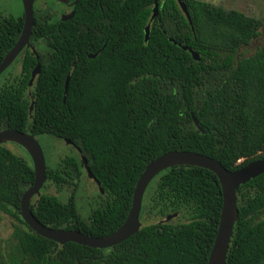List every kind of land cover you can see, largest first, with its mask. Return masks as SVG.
<instances>
[{
  "label": "trees",
  "instance_id": "trees-1",
  "mask_svg": "<svg viewBox=\"0 0 264 264\" xmlns=\"http://www.w3.org/2000/svg\"><path fill=\"white\" fill-rule=\"evenodd\" d=\"M182 1L191 24L176 0H160L152 21L155 0H79L66 21L52 7L34 5L30 42L40 72L29 87L37 60L25 49L20 72L0 84V131L56 137L77 151L47 167L46 182L58 194L70 188L67 199L43 192L31 201L43 225L91 237L113 233L146 165L170 151L202 154L229 171L264 157V45L239 54L258 37L262 20ZM22 28L23 16L0 14V63ZM25 154L0 144V221L11 220L9 235L0 238V264H208L222 209L220 183L209 170L176 166L159 173L143 196L140 230L98 249L57 244L24 223L20 201L34 181ZM81 156L103 190L97 187L85 216L76 204L87 176ZM236 197L226 264H264V173Z\"/></svg>",
  "mask_w": 264,
  "mask_h": 264
},
{
  "label": "water",
  "instance_id": "water-1",
  "mask_svg": "<svg viewBox=\"0 0 264 264\" xmlns=\"http://www.w3.org/2000/svg\"><path fill=\"white\" fill-rule=\"evenodd\" d=\"M35 1L36 0H21L23 6V28L16 43L4 56L0 63L1 75L17 59L25 47L31 48L32 52L35 54L37 65L31 72V78L28 83L29 87L32 86L34 79L40 72L39 55L35 47L30 42L34 26ZM55 1L66 4L70 0ZM159 1L160 0H155L151 21L158 16ZM176 1L188 19L189 24H191L186 5L182 0ZM71 17L72 14L63 16L61 17V20L70 19ZM144 31L145 42H147L150 34L149 24L145 27ZM170 41L177 45V43L172 39H170ZM178 46L183 50L188 51L195 61L200 60L199 55L190 47L181 45ZM89 57L94 58L95 55H90ZM68 82L69 75L65 81V94L67 92ZM63 101H65V97ZM32 108L33 103L30 106V111H32ZM191 117L197 129L204 134L206 131L199 126V123L193 115H191ZM7 143H13L23 148L29 155L34 170L33 184L23 193L20 201V216L22 220L37 235L60 245L71 242L90 248L107 249L124 242L140 230L142 225L140 221V213L142 209L143 196L150 182L159 173L176 166H194L209 170L217 177L220 183L222 190V209L216 238L209 255L208 264H226V257L231 236L234 225L238 219L236 191L241 185L264 173V157L253 160L235 171H229L225 169L219 161L196 152L176 150L167 152L149 162L144 168L142 174L139 176L133 191L131 208L124 223L116 231L107 236L91 237L76 230H63L47 227L35 218L30 209V204L34 198L40 197L41 190L47 181V164L43 148L35 137L15 130L0 131V144L4 145ZM65 143L71 145L69 141H65ZM78 152L80 153L79 150ZM81 160L88 179H91L98 187L99 192L103 194V190L100 187L99 182L91 173L87 161L83 156H81ZM174 217H176V214L169 215L164 219V221L168 222Z\"/></svg>",
  "mask_w": 264,
  "mask_h": 264
},
{
  "label": "rangeland",
  "instance_id": "rangeland-1",
  "mask_svg": "<svg viewBox=\"0 0 264 264\" xmlns=\"http://www.w3.org/2000/svg\"><path fill=\"white\" fill-rule=\"evenodd\" d=\"M210 2L214 5L221 6L224 9H235L242 12L246 16L254 17L262 20L263 25L259 30V35L255 38L249 46L242 48L239 54L248 55L254 52L258 47L264 45V0H201ZM36 7H52L57 13L60 14L62 5L55 0H37ZM0 14L10 15L14 17L23 16V6L21 0H0ZM22 56L18 57L10 66L6 74L0 78L1 82L9 76L10 73L17 74L21 70ZM43 148L47 167L53 168L64 156L76 155L77 151L71 145L66 144L64 141L52 137V136H38L36 138ZM6 147L12 150V152L18 156H26L25 150L13 143H7ZM48 185V186H47ZM81 189L79 194H76V204L82 214L85 216L89 210L94 206V196L97 193V186L87 176L82 179ZM46 188H42L41 193L46 192L49 194L58 195L61 199L66 200L70 193V188H64L61 194L57 193V190L49 185V182L45 183ZM33 201V200H32ZM11 220L8 217H3L0 221V238H5L10 233Z\"/></svg>",
  "mask_w": 264,
  "mask_h": 264
},
{
  "label": "flooded vegetation",
  "instance_id": "flooded-vegetation-1",
  "mask_svg": "<svg viewBox=\"0 0 264 264\" xmlns=\"http://www.w3.org/2000/svg\"><path fill=\"white\" fill-rule=\"evenodd\" d=\"M37 2V0L35 1V3ZM57 2V1H56ZM79 2V0H70L68 3H66V4H63V3H60V2H58V3H60L61 5H62V10H60V14H59V17H60V20H61V17H63V16H68V15H71L72 14V17H73V15H74V8H75V6L77 5V3ZM35 3H34V5H35ZM71 17V18H72ZM70 18V19H71ZM66 20H69V19H66ZM66 20H62V21H66ZM25 49H29V50H31V48H27V47H25L23 50H22V52L25 50ZM32 51V50H31ZM21 52V53H22ZM20 53V54H21ZM19 54V55H20ZM13 64V63H12ZM11 64V65H12ZM10 65V66H11ZM9 66V67H10ZM9 67L0 75V77L1 76H3L4 74H6L7 73V71H8V69H9Z\"/></svg>",
  "mask_w": 264,
  "mask_h": 264
}]
</instances>
